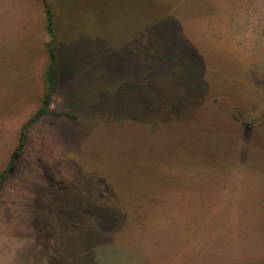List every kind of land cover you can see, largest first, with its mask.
<instances>
[{"label":"rangeland","instance_id":"rangeland-1","mask_svg":"<svg viewBox=\"0 0 264 264\" xmlns=\"http://www.w3.org/2000/svg\"><path fill=\"white\" fill-rule=\"evenodd\" d=\"M49 3L15 154L47 20L0 0V264H264V0ZM156 32L182 72L108 121V44Z\"/></svg>","mask_w":264,"mask_h":264},{"label":"crops","instance_id":"crops-1","mask_svg":"<svg viewBox=\"0 0 264 264\" xmlns=\"http://www.w3.org/2000/svg\"><path fill=\"white\" fill-rule=\"evenodd\" d=\"M158 33L148 35V44H144L142 40V43H140V33L136 35L139 36L136 39L137 43L133 41L134 35L131 41L127 43L115 46L108 44V53L104 58V62L107 63L112 72V78L106 84L108 89H112V91H107L108 121L118 122L120 119L115 114L121 115L120 117L123 119L126 117L134 119L139 115L135 113V111H139L135 107V101L139 96L138 85L141 87L142 84L146 85L148 82L164 84L173 80L174 72L179 74L182 72L183 69L172 67L174 61H179L171 57L170 53L173 45L159 44L160 46H157L152 43V38ZM173 36L174 38L181 37L178 28ZM141 47L144 48V51H141ZM199 80L201 79L199 78ZM117 90L120 91L121 98H118ZM183 92L173 90L170 99L188 98ZM161 95L165 96L164 89ZM110 96H113L112 100L109 99Z\"/></svg>","mask_w":264,"mask_h":264},{"label":"trees","instance_id":"trees-1","mask_svg":"<svg viewBox=\"0 0 264 264\" xmlns=\"http://www.w3.org/2000/svg\"><path fill=\"white\" fill-rule=\"evenodd\" d=\"M42 1L46 12V20H47L46 31L48 34V40L45 43V47L48 51V56H49L48 63L46 65L45 73H44L45 90L41 99L40 107L23 126L22 136L20 138V142L15 154L22 147L25 129L28 128L33 122L38 120L43 115L50 113V105L52 103V98L56 92L59 82V77L57 72V53L55 49L56 33L54 29V14L52 7L49 3V0H42Z\"/></svg>","mask_w":264,"mask_h":264}]
</instances>
